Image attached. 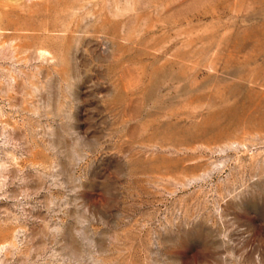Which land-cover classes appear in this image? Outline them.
<instances>
[{
  "label": "rangeland",
  "instance_id": "obj_1",
  "mask_svg": "<svg viewBox=\"0 0 264 264\" xmlns=\"http://www.w3.org/2000/svg\"><path fill=\"white\" fill-rule=\"evenodd\" d=\"M0 264H264V0H0Z\"/></svg>",
  "mask_w": 264,
  "mask_h": 264
}]
</instances>
